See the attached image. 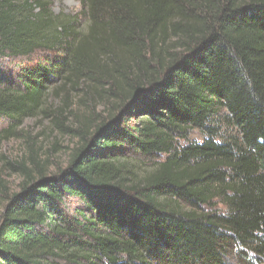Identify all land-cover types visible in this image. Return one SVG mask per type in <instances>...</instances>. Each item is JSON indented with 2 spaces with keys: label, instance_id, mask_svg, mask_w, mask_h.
<instances>
[{
  "label": "trees",
  "instance_id": "16d2710c",
  "mask_svg": "<svg viewBox=\"0 0 264 264\" xmlns=\"http://www.w3.org/2000/svg\"><path fill=\"white\" fill-rule=\"evenodd\" d=\"M78 1L0 0V143L78 138L0 194V264H263L264 0Z\"/></svg>",
  "mask_w": 264,
  "mask_h": 264
},
{
  "label": "rangeland",
  "instance_id": "374dc122",
  "mask_svg": "<svg viewBox=\"0 0 264 264\" xmlns=\"http://www.w3.org/2000/svg\"><path fill=\"white\" fill-rule=\"evenodd\" d=\"M53 11L75 13L81 9L78 0H52ZM51 102H55L50 99ZM76 100L72 108H76L79 120H86L90 126L97 124L105 116L104 103L97 97L77 107ZM64 126H76V122L65 115ZM7 124L0 123V130ZM192 140L199 141L200 135L193 132ZM78 138L72 134L54 129L47 119L41 116L27 118L15 130V134L0 143V194L9 195L17 190L22 181L21 166L31 170L34 176L38 173H53L58 167L66 165L68 155ZM3 209V199L0 197V214ZM264 264V263H263Z\"/></svg>",
  "mask_w": 264,
  "mask_h": 264
}]
</instances>
